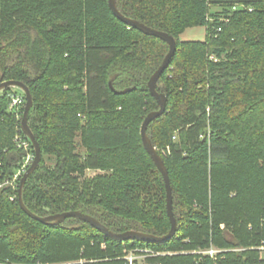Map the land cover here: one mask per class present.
<instances>
[{"label":"trees","instance_id":"1","mask_svg":"<svg viewBox=\"0 0 264 264\" xmlns=\"http://www.w3.org/2000/svg\"><path fill=\"white\" fill-rule=\"evenodd\" d=\"M116 7L176 42L155 86L165 112L146 134L168 173L177 231L161 243H121L78 219L43 225L17 204L21 176L0 188V264H129L124 252L146 248L164 252L148 264H264V0ZM195 27L203 41L180 40ZM167 52L117 20L107 0H0V82L29 89L27 123L41 151L22 190L31 214L78 211L117 234L168 233L163 181L139 133L159 109L147 82ZM13 89L0 92V181L26 156ZM210 247L225 252L192 253Z\"/></svg>","mask_w":264,"mask_h":264},{"label":"water","instance_id":"2","mask_svg":"<svg viewBox=\"0 0 264 264\" xmlns=\"http://www.w3.org/2000/svg\"><path fill=\"white\" fill-rule=\"evenodd\" d=\"M107 5H108V8H109L110 12L112 13V15L117 20H119L121 23H124L125 25L134 28L135 30L139 31L140 33H142L146 36L157 38V39L161 40L162 42H164L168 46V52H167L166 56L164 57L163 61L159 65V67L150 76V78L148 79V82H147L148 92H149L150 96L157 102L159 109L157 111L149 113L145 117V119L143 120V122L140 126V132L139 133H140L142 146H143L144 150L146 151L147 155L149 156L150 160L154 164L156 170L159 172V174L162 178V181H163L164 190H165V211H166V216L168 218L169 225H170L169 231L166 235L161 236V237L149 235V234H144V233H140V232H135V231H128V232L117 234V233H114V232L108 230L104 225H102L95 218L90 217L89 215L80 213L78 211H69L66 213L52 215V216H48L45 218H39V217H36L35 215L31 214L23 204L22 190H23L24 184L27 181V179L37 169V167L40 163L41 151H40V147H39L37 141L34 138V135L32 134V132L28 126V123H27V115H28L29 110L32 107V104H33L30 91L24 84L11 80V81L0 82V92L7 89V88H17L24 94L25 106H24L23 114H22L21 121H20V130L23 133V135L25 136V138H27V140L30 142L32 149H33V153H34V157H33V161L31 163V165L24 172V174L22 175V177L19 181V185L17 188V204H18L20 210L23 213H25L29 218H31V219H33V220H35V221H37L43 225H46V226H57V225H60L66 219L73 218V219H78V220L90 225L92 228L99 231L105 237L112 239L113 241H116V242L124 243V242H128V241L138 240V241H142V242H146V243H161V242H164V241L171 239L175 235V233L177 231V222H176V219H175V217L173 215V211H172V192H171L170 182H169V178H168V173H167V170L164 166L162 158L157 154L156 149L153 147L150 139L148 138V136L146 134V129H147V126L152 121H154L155 119L162 116V114L165 112L167 99H166L165 95L159 94L156 92L155 86H156V83H157L159 77L161 76L163 71L168 67V65L170 63V60H171V58H172V56L176 50V42L172 36L168 35L165 32L156 31L154 29H151V28L144 26L143 24H141L137 21L130 20V19L123 17L116 7V0H107Z\"/></svg>","mask_w":264,"mask_h":264},{"label":"built area","instance_id":"3","mask_svg":"<svg viewBox=\"0 0 264 264\" xmlns=\"http://www.w3.org/2000/svg\"><path fill=\"white\" fill-rule=\"evenodd\" d=\"M11 103H10V109H20V108H24L25 106V96L22 92L20 93H16L14 91H12L9 95ZM16 142L17 145L20 149L24 150L26 152V156L22 162V164L20 165V167L18 168V170L15 172V174L13 175L12 179L8 180L6 183H4V185H8L12 188H16L17 186V181L20 179V177L24 174V172L28 169V167L31 165L32 161H33V157H34V153L31 151L32 146L30 144L29 141L23 140L20 137H16ZM0 187H2V185L0 184ZM11 200H13V198H11ZM211 251L208 253H204L201 252V250L199 251H193V254H204L205 256L211 257V258H215L216 255L218 254L217 252L219 251V253H221L220 250H215L212 247L209 248ZM207 249V250H209ZM258 250H263L264 249V243L261 244V246H259L257 248ZM144 250V249H143ZM205 251V250H203ZM140 252H142V250H140ZM200 252V253H199ZM217 253V254H216ZM214 254H216L215 256H213ZM125 260L129 263V264H134V260L133 258H131V256L128 258L125 256ZM1 264H9V263H1Z\"/></svg>","mask_w":264,"mask_h":264},{"label":"rangeland","instance_id":"4","mask_svg":"<svg viewBox=\"0 0 264 264\" xmlns=\"http://www.w3.org/2000/svg\"><path fill=\"white\" fill-rule=\"evenodd\" d=\"M215 11H219V10L218 9H212V12H215ZM204 34H205V29L204 28H200V27L188 28L180 36V40H184V38L187 37V38H190V40L199 41V40H202L204 38ZM13 91L17 93L20 90L13 89ZM80 152H83V150H80ZM97 174H98V172H96V171H88L87 174H86V176L87 177H94ZM8 180L5 179L3 181H0V184L2 186H8V185H4V183H6ZM212 248L215 249V250H217L214 247H212ZM251 249H255V248H251ZM208 251L210 252L211 250L210 249L209 250H205V251H202L201 250V252H204V253H206ZM236 251H242V249H234V250H231V252H236ZM221 252H225V251H221ZM259 252H260V260L261 261H264V249L263 250H259ZM217 253H219V251ZM216 254H214L213 256H215ZM124 255L126 257H128V258L131 256V258L135 259L134 260L135 261L134 264H148V262L151 259H155L156 257L163 256L164 255V252H155L154 250L147 249V248L144 249V250H142V252H140V250H137V249H131V250H128V251L124 252ZM199 255L200 256H205L204 254H199Z\"/></svg>","mask_w":264,"mask_h":264},{"label":"crops","instance_id":"5","mask_svg":"<svg viewBox=\"0 0 264 264\" xmlns=\"http://www.w3.org/2000/svg\"><path fill=\"white\" fill-rule=\"evenodd\" d=\"M204 36H205V34H204ZM204 39V38H203ZM203 39L202 40H199V41H203ZM182 41H193V40H190V38H184V40H182Z\"/></svg>","mask_w":264,"mask_h":264}]
</instances>
